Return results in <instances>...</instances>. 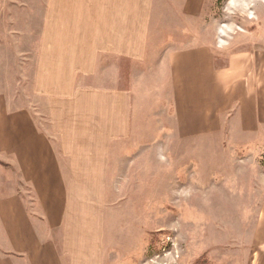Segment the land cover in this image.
Returning a JSON list of instances; mask_svg holds the SVG:
<instances>
[{
  "label": "crops",
  "instance_id": "1",
  "mask_svg": "<svg viewBox=\"0 0 264 264\" xmlns=\"http://www.w3.org/2000/svg\"><path fill=\"white\" fill-rule=\"evenodd\" d=\"M43 2L33 58L18 64L32 76L17 80L45 100L37 106L45 124L0 90V264H102L108 157L132 137L133 92L99 85L97 68L101 58L143 61L156 3L194 17L205 0ZM213 52L200 45L161 60L177 131L188 123L195 135L226 132L231 147L264 142V48ZM5 74L0 82L13 83ZM258 211L253 241L264 254V206Z\"/></svg>",
  "mask_w": 264,
  "mask_h": 264
},
{
  "label": "rangeland",
  "instance_id": "2",
  "mask_svg": "<svg viewBox=\"0 0 264 264\" xmlns=\"http://www.w3.org/2000/svg\"><path fill=\"white\" fill-rule=\"evenodd\" d=\"M46 7L43 0H0V73L13 81L0 82V90L16 95L11 106L26 103L42 125L45 111L37 106L44 110L45 100L33 101L31 85L16 80L32 76V66L18 64L33 58V25L40 31ZM179 11L177 3L171 10L155 4L143 61L101 58L97 68L99 85L133 92L132 137L108 157L112 214L102 264H264L253 241L264 206V167L256 157L264 158V149L241 157L242 149L215 147L210 136L194 142L204 133L186 130L188 123L177 131L161 61L168 51L200 45L217 57L264 48V0H205L194 17Z\"/></svg>",
  "mask_w": 264,
  "mask_h": 264
},
{
  "label": "trees",
  "instance_id": "3",
  "mask_svg": "<svg viewBox=\"0 0 264 264\" xmlns=\"http://www.w3.org/2000/svg\"><path fill=\"white\" fill-rule=\"evenodd\" d=\"M213 51H214L213 53L216 55V52H215L214 49H213ZM16 82H19L20 83V81H18V80H16ZM207 136H210L209 141L213 142L214 143L213 146H215V147H221V148L231 147V146H229V142L227 141V133L226 132H220L217 135H215V134H209V135H206V136L204 135L203 137H196L193 141L195 142V140L197 138H200V139H204L205 140ZM261 137H264V136H261ZM244 142L245 143H241L238 146L233 147V148H240V149H242V152H243L242 154L238 152V154L240 156L244 155L247 150H248V152H253V150L256 149V148L259 151H261V149H264V142L262 140H257V141L255 140V141H252V142L244 141ZM253 144H256V145H253ZM257 144H259L260 146H258ZM245 156H248V155L246 154ZM252 156H254V155H252ZM254 157H256V156H254ZM256 158L257 159L260 158V159L257 160V163L259 161V164L264 167V158H262L261 156L260 157H256ZM240 176H241V174H240ZM254 176L255 175H253L252 177H250V179L251 180H254L255 179ZM256 180H258V179H256ZM252 188L253 187H251V189ZM197 261H195L193 264H199V263H197ZM200 264H202V263H200Z\"/></svg>",
  "mask_w": 264,
  "mask_h": 264
}]
</instances>
